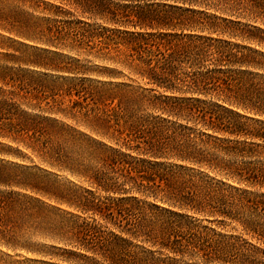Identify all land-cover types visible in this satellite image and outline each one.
Instances as JSON below:
<instances>
[{
  "label": "trees",
  "instance_id": "1",
  "mask_svg": "<svg viewBox=\"0 0 264 264\" xmlns=\"http://www.w3.org/2000/svg\"><path fill=\"white\" fill-rule=\"evenodd\" d=\"M103 6L104 0H0V138L12 141L26 138L25 145L32 149L38 141L39 149L45 151L47 157L58 160L61 144L53 147L58 133L54 125L56 119L31 114L36 109L50 110L41 106L43 98L39 96V92L50 86L27 79L25 76H32L33 72L16 70L13 64L73 72L74 68L60 66L56 61L65 58L60 49L73 50L74 42L89 32L90 14L94 11L100 14ZM128 10L129 5L125 3L122 15L127 21L119 23L124 28L132 26L137 30H123L120 43L128 49V58L136 62L137 73L162 90L152 102L159 114L150 127L125 130L123 145L140 156L136 162L107 147L103 163L111 173H119L125 179L120 186L131 185L130 189L122 188L119 192L126 194L134 190L144 198L151 197L152 206L159 213H167L175 220L154 215L152 219L159 228L155 232L144 224L147 214L140 211L141 219L132 232L130 228L124 231L176 254L193 251L201 256L215 255L225 263L231 261L228 259L236 249L240 264H264V248L253 245L242 249L226 239L211 243L205 233L190 231V227L189 236L185 238L180 234L183 224L176 219L191 218L188 212L219 214L239 221L264 244V193L243 191L239 195H228L221 186L205 179L202 171L192 167L224 171L239 182L264 188V165H235L220 157L221 152L243 155L239 153L244 151L249 156L264 157V119L250 117L255 122L252 125L232 120L233 115L243 117L234 108L264 117V73L248 71L250 68L264 72V52L240 43L264 48V0H146L136 6L134 21L130 20ZM74 12L78 13L76 19L72 18ZM111 14L118 15L115 11ZM97 35L91 33L90 37ZM25 39L37 45L25 44ZM5 40L9 41L8 45L4 44ZM25 46H31L41 58L25 59ZM164 114L200 123L204 131L199 137L192 135L160 116ZM183 128L189 130L187 126ZM206 131L245 139L228 145L225 139L213 137ZM132 134L141 140L132 144ZM6 153L0 148L1 155ZM10 168L14 167L0 159V243L16 247L14 228L25 222L27 200L34 201L26 199L25 202L24 194L3 188L26 187L54 198L61 195L52 188V183L41 186L25 182L12 174ZM108 172H96L95 178L104 190L114 191L117 181ZM228 196L232 199H225ZM120 199L145 202L136 196ZM39 202L38 208L49 207ZM112 204L94 203L81 209L108 218ZM86 231H78L83 233L78 248L96 252L97 244Z\"/></svg>",
  "mask_w": 264,
  "mask_h": 264
},
{
  "label": "rangeland",
  "instance_id": "2",
  "mask_svg": "<svg viewBox=\"0 0 264 264\" xmlns=\"http://www.w3.org/2000/svg\"><path fill=\"white\" fill-rule=\"evenodd\" d=\"M145 1L104 0V6L99 10L100 14L97 15L98 12L95 11L90 14L88 19L90 29L88 28L89 32L85 37H80V41L74 42L73 50L60 49L65 58H57L56 61H59L60 66L74 68L73 72L52 71L26 63L19 67L13 64L16 70L21 68L33 72L32 76H25L27 79L31 78L36 83L42 81L50 86V89L42 92L35 90L43 98L41 106L50 110L40 112L36 109L31 114L56 119L54 125L58 133L54 138L53 147L57 148V145L61 144L60 156L58 160L55 157H47L45 151L39 149L38 141L35 142L34 149L28 148L25 145V141H28L25 137L20 141L0 138V148L8 152L5 155L0 154V159L14 167L10 168V172L17 178L21 177L25 182L34 185L47 186V182L48 185L52 183L54 186L52 188L57 189L61 197L43 195L38 190L26 187L3 188L24 194L25 202L26 199L34 202L27 200L25 222L22 221L14 228L16 247H6L0 243V264H240L241 258L236 249L228 259L231 261L224 263L215 255L201 256L193 251L176 254L152 241L136 239L124 231L130 228L132 232V228L141 219L140 211L147 214L144 224L155 232L159 228L152 217L158 214L164 219L169 217L167 213H159L152 206L153 198H144L134 190H129L126 194L119 192L118 190L122 188L130 189L131 185L120 186L125 179L119 173H111V169H107L103 163L107 147L115 149L117 155L123 154L126 159L136 162L140 156L123 145L125 130H142L145 126L150 127L149 124L159 114L152 106V102L162 90L137 73L136 62L128 58V49L120 43L123 30H137L132 26L124 28L120 25L119 22L126 20L122 15L123 6L125 3L129 5L128 11L131 13L129 18L134 21L136 6L144 4ZM111 11L117 12L118 15L114 17ZM74 13L72 18L76 19L78 13ZM91 33L98 35L90 37ZM240 43L264 52V48L255 44ZM4 44L8 45L9 41L5 40ZM25 44L37 45L27 39ZM34 58H41V55L31 46H25V59ZM11 64L7 63L8 66ZM248 71L254 74L264 73L250 68ZM58 108L63 111H55ZM234 109L243 115V117L233 115L232 120L237 123L252 125L255 122L250 117L264 119L240 108ZM160 116L167 117L165 114ZM97 117L101 120H97ZM166 119L197 137L204 131L200 123L172 116ZM185 126L189 127V130H184ZM211 134L213 137L225 139L228 145H233L235 141L243 142L245 139L243 136L231 134ZM131 138L134 139L131 140L132 144L141 140L136 134H132ZM247 141L250 142V139ZM239 154L243 155H227L221 152L220 157L235 165L250 167L264 165V157L249 156L245 151ZM192 167L202 171L205 179L221 186L223 192L228 195H239L243 191L252 194L264 193V188L239 182L235 177L226 175L224 171L199 168L196 165ZM107 170L113 180L117 181L118 186L114 191L104 190L96 181V172ZM124 196H136L145 202L123 201L120 198ZM231 196L225 199L231 200ZM38 200L45 202L49 207L38 208L40 205ZM103 202L113 203L108 218L91 210L85 212L81 209L94 203L103 205ZM29 204H32V207ZM188 215L191 218H176L183 224L180 234L185 238L195 229L205 233L211 243L216 239H226L241 246L242 249L253 245L264 248V244L247 232L239 221L219 214L188 212ZM169 218L175 220L173 217ZM189 227L192 230L189 231ZM83 230L94 238L97 244L96 252L78 248V242L81 241L83 234L79 232ZM22 244H25V247H20Z\"/></svg>",
  "mask_w": 264,
  "mask_h": 264
}]
</instances>
